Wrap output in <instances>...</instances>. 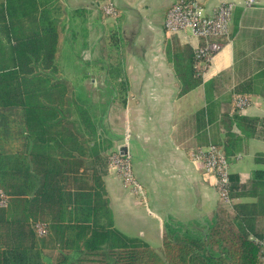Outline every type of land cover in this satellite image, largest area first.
Segmentation results:
<instances>
[{"label": "trees", "instance_id": "1", "mask_svg": "<svg viewBox=\"0 0 264 264\" xmlns=\"http://www.w3.org/2000/svg\"><path fill=\"white\" fill-rule=\"evenodd\" d=\"M49 3L0 0V186L10 196L0 208V264H264V153L247 182L231 174L232 208L220 200L195 225L166 222L161 252L115 227L103 180L112 153L95 143L97 107L67 80L78 65L65 63ZM189 54L174 59L183 93L202 83ZM231 103L224 119L241 134L228 129L213 143L230 160L264 126Z\"/></svg>", "mask_w": 264, "mask_h": 264}, {"label": "crops", "instance_id": "2", "mask_svg": "<svg viewBox=\"0 0 264 264\" xmlns=\"http://www.w3.org/2000/svg\"><path fill=\"white\" fill-rule=\"evenodd\" d=\"M109 1L116 14L105 12L108 0H50L49 8L65 63L78 65L68 68L67 80L79 81L97 107L98 150L128 151L143 188L144 193L132 190L108 164L103 180L115 227L159 250L166 222L195 225L221 200L215 178L193 153L223 142L228 129L241 134L224 119L231 99L246 96L249 104L240 112L264 119V0H198L210 13L233 2L234 12L229 41L201 74L202 83L186 93L175 55L189 58L201 40L190 30L167 32L166 15L175 0ZM262 130L230 160L242 183L259 167Z\"/></svg>", "mask_w": 264, "mask_h": 264}, {"label": "built area", "instance_id": "3", "mask_svg": "<svg viewBox=\"0 0 264 264\" xmlns=\"http://www.w3.org/2000/svg\"><path fill=\"white\" fill-rule=\"evenodd\" d=\"M252 4V0H248ZM107 14H116V9L108 0L104 5ZM234 4L224 1L213 12H207L198 0H175L168 9L165 28L169 33H179L190 30L201 40L195 49V68L201 74L205 71L216 53L224 48L230 38V26L233 18ZM238 108L243 109L249 104V99L238 96L235 99ZM196 160L202 162L205 173L216 180L220 199L232 208L235 200L230 197L229 185L231 179V161L222 148L210 144L206 149L193 153ZM110 166L119 174L124 183L132 190L142 193L141 184L134 175L131 155L128 151L113 152L109 157ZM10 196L0 186V208L8 206ZM39 235L48 231L44 223L35 225ZM264 245V241L261 242ZM264 258V255H263Z\"/></svg>", "mask_w": 264, "mask_h": 264}, {"label": "rangeland", "instance_id": "4", "mask_svg": "<svg viewBox=\"0 0 264 264\" xmlns=\"http://www.w3.org/2000/svg\"><path fill=\"white\" fill-rule=\"evenodd\" d=\"M59 60H60V56H59ZM108 164H109V167H110L111 169H113V168L110 166V163H108ZM113 170H114V169H113ZM114 171H115V170H114ZM115 172H116V171H115ZM116 173H117V172H116ZM141 187H142V186H141ZM142 191H143V188H142ZM142 193H144V192H142ZM154 248H155V247H154ZM156 249H157V248H156ZM159 251L161 252V250H159ZM51 255H52V252L49 253V258L52 257ZM52 258H53V257H52Z\"/></svg>", "mask_w": 264, "mask_h": 264}]
</instances>
